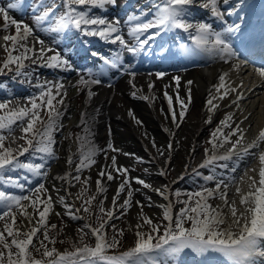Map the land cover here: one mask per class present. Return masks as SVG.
<instances>
[{
    "label": "snow or ice",
    "instance_id": "1",
    "mask_svg": "<svg viewBox=\"0 0 264 264\" xmlns=\"http://www.w3.org/2000/svg\"><path fill=\"white\" fill-rule=\"evenodd\" d=\"M23 3L24 0H15L6 6H0V14H3V27L0 31L7 32L11 27L15 28L14 35L2 37L5 43L0 47H3L7 56L0 64V75L11 72L16 77L28 80L31 73L26 71L29 68V63L26 62L61 71L75 70L66 55H62L37 34H52V43L58 44L60 41L57 37L67 38L68 34L75 31L84 37H96L104 43L118 45L119 49L111 56L102 55L98 51L91 53L102 62V66L96 72L89 69L78 81V86L89 88V100L94 95L89 86L101 84V77L113 69L129 75V82L136 89L132 83L136 73L130 71L131 65H124V52L133 56L146 53L157 38L162 39L164 35L174 31L187 33L191 45L181 44L173 52L161 44L157 54L162 59L175 58L177 54L185 58L205 57L224 63L231 61L235 70L246 63L240 58L243 52L238 51L233 43L234 39H243L241 23L230 24L222 31H217L211 24L194 21L192 18V9L200 8L207 10L216 19L224 20L225 12L229 16L238 15L237 10L245 4V0H238L237 3L222 0L223 5L232 8L231 11L221 10V0H151L147 8L137 9V12L128 14L124 20L128 39L125 38L124 26L118 17L109 19L93 14L94 9L107 11L106 6L115 7L117 0H37L33 8L32 26L9 15V10L20 9ZM239 19L243 21L244 17L240 16ZM259 55L261 64L255 67V72L264 80V47H261ZM165 75L164 72L155 73L157 79H162ZM173 80L178 89L181 78L176 76ZM218 80L214 92L210 90L206 100L210 115L205 123L212 122V114L220 107V103L216 101H223L234 94L229 106L239 108L240 101L246 98L241 91L244 88L243 80L233 86L234 82L229 81L228 72L220 74ZM192 83L187 81L189 86ZM33 87L38 92L27 97L26 104H16L13 100L0 101V222H3L0 230V264H162L161 257L178 260L186 250L201 257L215 254L221 258V264H257L258 258L264 257V149L261 148L264 144V130L260 131L255 140L245 143V131L241 127L243 120L236 122L234 113L225 115L207 141L211 147L205 149V159L198 168H207L208 174L193 169V174L204 183L195 191L186 193L173 191L169 185L153 189L144 179L130 177L129 169L118 165L115 155H107L109 151L120 152V149L111 142L106 149H100L93 143L87 113H82L83 134L77 136L79 163L75 164V174L65 173L56 179L65 181L69 187H74L76 183L81 185L74 197L68 192L58 199L65 208V215L71 220L84 223L77 228L76 239L70 241V248L59 250L56 247L57 237L61 235L63 228L58 229L56 223L50 224L49 217L61 214L53 213V197L47 194L45 183L40 181L47 179L50 161L57 159L54 151L55 133L62 128L61 109L65 104L67 89L62 81L47 80L37 82ZM153 87L154 84L149 82L150 92ZM168 87L169 85L165 86L166 89ZM141 91H133V98ZM164 97L171 121L179 127L191 103V88H188L186 100L181 98L178 91L173 97L165 90ZM141 98L154 99L151 96ZM174 100L179 106L178 112L173 106ZM42 113L46 114V119ZM161 113L164 114L163 109ZM129 116L138 125H142V121L136 119L131 110ZM225 129L229 131L225 132ZM18 131L19 136L16 135ZM18 141H23V144H18ZM151 145L159 156L170 161L171 156L167 153L174 151L171 141L166 149L158 147L154 138ZM252 149L259 150L258 179L248 175L249 171L255 172L256 169H244L243 175L239 177L243 181L244 176H247V191H244L235 174L245 157L255 155ZM102 151L110 164L98 170L95 192L86 196L91 177L85 176L82 179V174L86 168H91L96 163V156ZM123 154L134 156L132 153ZM21 157L26 159L21 160ZM137 160L143 162L141 158ZM228 162L232 163L231 167ZM67 164L70 168L73 166L72 156H69ZM160 175L166 176L167 170H162ZM120 178L123 179L111 200V206L106 208V197L98 199V195L106 192L105 181ZM178 179L183 180L184 177L180 176ZM133 180L143 189H152L167 201L161 205L162 220L166 223H154L143 214L146 205L139 200L133 202L134 192L140 191L132 188ZM209 184L214 186L209 187ZM234 185L238 201L229 196V190ZM5 189L18 190L19 194ZM125 192L126 198L118 203L121 194ZM182 196L185 198L181 199ZM69 197H72L71 202H68ZM216 199L222 201V204L214 206L211 201ZM76 201H80L79 205ZM148 201L147 206L150 207L151 197ZM176 204L182 207L174 214ZM133 206L140 209L138 222L135 224L134 244L125 251L109 254L110 250H118L122 246L124 236V229L117 228L114 221L127 215ZM18 217L22 218L20 223ZM144 226H148L149 231H143ZM109 229L112 235L108 234ZM89 240H94V244L89 243ZM59 243L65 241L60 240ZM34 253L39 254V258Z\"/></svg>",
    "mask_w": 264,
    "mask_h": 264
},
{
    "label": "bare ground",
    "instance_id": "2",
    "mask_svg": "<svg viewBox=\"0 0 264 264\" xmlns=\"http://www.w3.org/2000/svg\"><path fill=\"white\" fill-rule=\"evenodd\" d=\"M29 42L31 43V38H29ZM56 48L57 46L55 45L54 49ZM212 62V67L191 74L187 80L180 84L178 89L175 88V84L172 83L170 79L155 80L149 77L142 78V76L139 75L138 77H135L134 81H132V83L135 84L136 89L142 90L137 93L135 98H133L132 93L136 89H133L132 84L129 82L131 80L130 76L125 77V79L116 86H89L90 90L94 93L89 100L87 96L89 88L78 93V88L75 87L74 77H68L72 71L55 69L62 74L63 78L61 81L65 84L67 89L65 104L61 109L62 115L60 117V124L62 125V128L60 129V141L62 147L60 151L61 157L60 162H58L52 169L56 174V177L63 176L68 170H73L74 168L73 166L70 168L67 164L69 156H73L75 151V143L69 139L68 131L73 125L83 127L81 125L82 113H87V119L91 124V139L97 147L104 139H108L107 135H109V133L105 129L107 123H111L112 131L115 132L114 134H116L117 138L118 136L122 137L123 134H125L131 138L133 137V140H137V145L141 148L142 152L145 153L146 157L151 160V164L153 165L152 172L149 174L150 180L153 182V189L161 188L163 185L168 184L167 181L163 179V176L160 175L162 170H168L173 167L174 172L176 173L175 178H178L183 175L184 169L189 160L193 159L194 155H199L197 165H200L203 162L205 159V149L199 151L198 145L201 143L206 129L210 126L216 128L220 121L225 118L226 114L234 113V120L236 122L243 120L241 127L245 131V143H250L255 140L260 131L264 130V90H262V88H264V80H262L259 75H253L245 65L241 66L239 70H235L232 67L231 61L229 63H224L220 60H212ZM26 63L32 65L30 62ZM224 72L229 73V81L234 82L233 86L243 80L244 88H242L241 91L244 92L246 98L240 101L239 108H236L234 105L229 106L230 99L234 98V94H230V97L223 101H216L220 103V107L214 112V114H212V122L210 124L205 123L210 115L206 107V100L209 97L210 90L214 92V86L219 83V75ZM187 81H192L193 83L189 86ZM149 82L154 84L151 92L148 89ZM166 85H169L167 89L165 88ZM189 87L192 88L191 96H193V100L187 107L181 126L177 129L176 125L171 121L168 103L164 97V92L167 90L170 95L175 97L176 92L178 91L181 98L186 100ZM249 89H251V91H249ZM141 96H151L154 97V99L144 100ZM173 106L178 112L179 106L176 104L175 100ZM161 109H163L164 114L161 113ZM130 110L136 119L142 121V125H138L136 121L129 116ZM146 128L154 131L156 136L154 137L155 143L161 149H166L169 141L172 142L174 151L167 153V155L171 156L170 161H166L165 157L157 154L156 149L153 148L150 143L153 137L145 130ZM122 131L124 132L121 133ZM224 131L227 132L229 129H225ZM118 132H120V134H118ZM145 133H147V138H145ZM65 137L68 138L66 139ZM180 138L185 139L184 141L187 148L183 146L179 149L177 140ZM233 139H235V137H233ZM124 140L125 139L122 137L119 141L123 142ZM116 147L122 150H127L126 148H123L124 146H122V144H118V140H116ZM261 148L264 149V144L261 145ZM192 151L195 153L191 155ZM251 151L255 153V155H249L240 162L235 174L236 176H238L241 171L244 172V169L246 168H253L256 169V171H249L248 175L255 176L258 179L260 166L258 158L259 150L252 149ZM107 155L109 157L115 155L118 159V165L121 164L120 157L117 154L109 151ZM174 159L175 162H173ZM228 163L229 167H231L232 163ZM109 164L110 160L105 159V153L102 151L98 156L96 165L89 173L84 174V177H91L89 185L93 189H95V181L98 178V170ZM119 180L120 179L110 182L105 181V187L107 190L101 194V196L102 198L106 197V208L111 206V200L116 193L115 191L119 185ZM52 183L60 189L59 187L63 185L62 183L66 182L55 178L52 179ZM238 183L242 190L247 191V176H244V180H239ZM110 186L114 189L112 191L113 193L109 192L108 188ZM80 187V184L76 187H69L68 184L65 185V188L73 194V197L79 191ZM151 193L155 197L153 203L159 208V210L163 211L161 205L166 204L167 201H164L162 197L152 189ZM61 196L66 195L60 194V197ZM229 196L230 199L239 200V197L235 194V185L230 188ZM69 198V202H71L72 197ZM77 202L79 201H76V203ZM55 203H57L56 212L60 213L61 208H64V206L59 202V199L56 200ZM118 203H121V201L119 200ZM211 203L215 206L217 204H222V201L216 199L211 201ZM138 213L137 208L133 207L125 218V226L129 235L126 248L133 246L134 244L135 224L138 222ZM54 217L57 219L58 216L54 215ZM230 220L231 218L229 216V222ZM71 230L72 229H70V231ZM142 230L144 231V228ZM58 248L61 251L65 249V247L60 244L58 245Z\"/></svg>",
    "mask_w": 264,
    "mask_h": 264
},
{
    "label": "rangeland",
    "instance_id": "3",
    "mask_svg": "<svg viewBox=\"0 0 264 264\" xmlns=\"http://www.w3.org/2000/svg\"><path fill=\"white\" fill-rule=\"evenodd\" d=\"M26 1H29V0H26ZM117 1L122 2L121 0H117ZM9 2H15V0H6L5 2H1L2 4L0 3V6H6ZM34 2L37 3V0H35ZM106 7H109V6H106ZM10 12L11 11L9 10V15H10ZM93 14H98V10L97 9L93 10ZM14 18L17 21H23V22L29 24L30 26L33 25V20H31V17H29L28 19H26V18H23L22 16L18 15V16L14 17ZM2 27H3V14H0V28H2ZM10 29L7 32L0 31V46H2L5 43L3 41V39H2L3 35H7V34H13L14 35L15 34V28H14V26L11 27ZM43 35H48V34H44L43 33ZM48 38H50L52 40V38H53L52 34L48 35ZM50 39H47V40H50ZM58 39H59V37H57V40ZM60 40H61V37H60ZM6 56H7V54L4 52L3 47H0V64L3 63V61L6 59ZM36 70H40V72H41V69L40 68H35L34 69V73H35ZM42 72L44 73L43 79H46L47 81H57V79H55V77H52L51 76L53 72H50V73L49 72H46V71H42ZM21 78L23 79L22 81L25 80L27 83H30L31 80H32L31 78L28 79V80H26L24 77H21ZM56 78H57V76H56ZM1 79H4L3 82L5 84H7L6 83L7 81H9L8 79L3 78V77ZM1 89H3V88L0 87V90ZM15 89L16 88L13 87L12 88V92ZM37 92H38V89L33 88V89H31V93H28L26 97H29V96L37 93ZM42 115L46 119V114L42 113ZM105 128H107L106 130L108 132H110L112 126L108 125V127L106 126ZM145 130L153 138L156 137L153 130H149L147 128ZM213 130H214L213 127L207 128V130L205 131V134H204V137H203L201 143L198 145V150L199 151L200 150L202 151V150H204L206 148H210L211 147L207 143V141L209 140L210 134H211V132ZM123 132L124 131H122L121 133H123ZM111 133H113V132H111ZM82 134H83V127L76 126V125L72 126L69 129V131H68L69 139L77 142V146L75 147V153L73 155V161H74L73 166L74 167H75V164L76 163H79V152H78L79 142L77 141V136L78 135H82ZM118 134H120V132H118ZM114 136L115 137H114V139H112V142L109 140V142H111L113 144V146L115 145V141L118 140V144L119 145L122 144V146H124L126 149H128L127 150V153L134 154V156H125L123 154L124 151L121 150V152H118L117 155L122 158L120 160L121 161H124V163H122L121 166L129 169V175H130V177H132V178L139 177L141 179H144L147 183H149L153 187V182L150 180V176H149V174L152 172L153 165L151 164V160L146 157L145 153H143L142 150H141V148L137 145V141H135V139L133 140V137L131 138V137L126 136L125 134H123L122 137L125 140L123 142H121L119 140H121L122 137H119L118 136V138H117L116 137V134H114ZM60 137L61 136H60V130H59L58 132L55 133L56 144L54 145V151L56 153L57 159L50 161V169H49L48 177H47L46 180H41L40 181V182L45 183V186L48 189V193L47 194L48 195H51L53 197V213L56 212V208H57L56 204L57 203H55V201L58 200V197H60V194L61 195H67L66 194L67 193V188H65V185H67V183H62L63 185H61L59 187L60 189H58V187H56L52 183V179H55L56 178V174L53 172L52 169L57 165L58 162H60V150H61V143L59 141L60 140ZM184 140H185L184 138H180V139L177 140V144H178L179 149L182 148L183 146L185 148H187V145H186V143H185ZM151 141H152V139H151ZM18 144H23V141H18ZM107 145H108V141H106V139H104L102 141V143L98 145V148H100V149H106L107 148ZM6 146H7V142H6ZM13 147H15V145H13ZM124 153H126V152H124ZM193 153H195V152H193ZM198 156L199 155H194L193 156V159L189 160V161H192L193 160L191 164L196 165V163L198 162V158H197ZM137 158H141L143 162H139L137 160ZM20 159L21 160H24V159H26V157H21ZM96 160H97V156H96ZM36 162H39V161H36ZM173 162H175V159L173 160ZM94 166H95V164L92 165L91 168H86L84 170V172L82 174V179L84 178V174L89 173ZM192 167H193L192 165L187 166V168H185V170H184L185 173L186 174H189L190 173V170L192 169ZM146 169H147V171H145ZM68 172H69V170L66 173H68ZM71 173L73 175L75 174L74 169L71 171ZM202 173L205 174V175H207L208 174V169L202 171ZM242 174H243V171L237 177L238 178V181H239V177ZM192 175L195 176L194 174H190V175H188V177L184 178L183 180L178 181V178H175L176 177V173L174 172L173 167H171L170 169L167 170V175L166 176H163V179H165L167 181V183H168L167 185H169L173 191L179 190L182 193H186V192H189V191H195L199 187L200 184H203L204 183V181L201 178H199V177H195L196 183L190 181V176H192ZM122 179L123 178H120L119 183L122 182ZM34 183H35V181H34ZM78 184L79 183H76L74 187L78 186ZM208 186L209 187H213L214 185L213 184H209ZM117 188H116V191H117ZM132 188L133 189H137V188L140 189V191L134 192L133 202H135L136 200H139V201H141L142 203H144L146 205L143 208V214L144 215H147L149 218H151L154 221V223H161V224L162 223H166V222H164L162 220V213H163V211L162 210H159V208L153 203V199L155 197H154V195H152L151 189H143V187L141 185L135 184L134 183V180L132 181ZM108 189H109V192L110 193H113L112 191L114 189H113L112 186H110ZM5 190L12 191V192H15L16 194H19L18 190H15V189H5ZM94 192H95V189H93L89 185V191L87 192L86 196H91ZM149 197H151V206L150 207L147 206L148 203H149V201H148V198ZM125 198H126V192L121 194V197H120L121 203L123 202V200ZM184 198L185 197H183V196L181 197V199H184ZM98 199H104V198H102V196L100 194V195H98ZM172 199H173V201H175V197H173ZM69 200H70V198H68V202H69ZM79 203H80V201L77 202V205H79ZM133 207H136L137 210H138V212H140V209H139L138 206H133ZM133 207H131L128 210V213H129V211ZM180 207H182V205L176 204L175 207H174V209H173V213L175 214L179 210ZM64 213H65V208H61V210H60V214L61 215L58 216L57 219L54 217V214L50 215V217H49V223L50 224L51 223H56L57 226H58V229L59 228H63V232L61 233L60 236L57 237V240H58V242L56 244V247L57 248H58V245L59 244L62 245V246H64L65 248H70V241L76 239V236H77L76 230H77V228L82 223H84V221L71 220ZM128 213H127V215H128ZM127 215H124L120 220H115L114 221V223L116 224L117 228L124 229V236H123L122 241H121L122 246L118 249V250H122V251L127 250L126 243L129 240L128 230H127V228L125 226V218H126ZM21 219L22 218L18 217V223H20ZM2 224H3V222H0V230H2ZM186 226H189V225H186ZM70 229H72V230L70 231ZM144 231L145 232L149 231L148 226H144ZM162 231H163V229H161V232ZM108 234L109 235H112L111 229L108 230ZM60 240H64L65 243H59ZM88 242L94 244V240H89ZM34 243H36L35 240H34ZM49 247H51V245H49ZM118 250H110L109 254H113L115 251H118ZM34 255H37V258H39V254L34 253Z\"/></svg>",
    "mask_w": 264,
    "mask_h": 264
}]
</instances>
